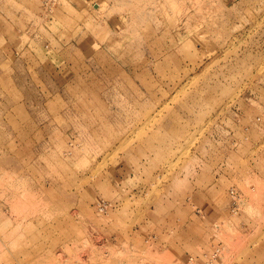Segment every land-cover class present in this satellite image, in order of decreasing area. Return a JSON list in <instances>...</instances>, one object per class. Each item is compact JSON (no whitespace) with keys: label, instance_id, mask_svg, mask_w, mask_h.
Returning <instances> with one entry per match:
<instances>
[{"label":"rangeland","instance_id":"374dc122","mask_svg":"<svg viewBox=\"0 0 264 264\" xmlns=\"http://www.w3.org/2000/svg\"><path fill=\"white\" fill-rule=\"evenodd\" d=\"M0 264H264V0H0Z\"/></svg>","mask_w":264,"mask_h":264}]
</instances>
